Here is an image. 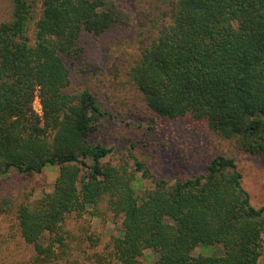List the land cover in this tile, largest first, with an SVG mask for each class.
<instances>
[{"label": "trees", "instance_id": "trees-1", "mask_svg": "<svg viewBox=\"0 0 264 264\" xmlns=\"http://www.w3.org/2000/svg\"><path fill=\"white\" fill-rule=\"evenodd\" d=\"M11 2V19L0 24V176L59 168L53 191L17 212L21 238L34 252L31 264L56 259L66 218L102 201L120 221L109 252L115 264H139L147 250L158 264H260L264 207L251 204L233 158L216 156L205 174L159 181L141 194L134 184L136 174L149 178L144 165L135 161L131 172L102 163L113 149L90 138L112 115L92 91L67 92L62 56L82 53V32L98 35L122 23L115 1ZM143 28L128 75L146 108L263 155L264 0H172ZM36 96L41 116L32 107ZM198 247L221 253L195 257Z\"/></svg>", "mask_w": 264, "mask_h": 264}, {"label": "rangeland", "instance_id": "rangeland-1", "mask_svg": "<svg viewBox=\"0 0 264 264\" xmlns=\"http://www.w3.org/2000/svg\"><path fill=\"white\" fill-rule=\"evenodd\" d=\"M114 1L122 23L98 35L82 32V53L78 57L62 56L70 76L67 92L92 91L112 115L101 121L90 138L93 144L113 149V155L102 163L127 165L131 172L135 161L144 165L149 178L136 174L134 184L141 194L159 181L174 183L205 174L206 165L216 156L231 157L243 175L242 185L251 204L264 207V154L250 155L235 141L219 138L207 127L187 119L163 120L155 116L129 79L146 35L143 26L169 9L172 0ZM11 14V0H0V24L8 22ZM32 107L42 115L37 96ZM58 173L57 166H46L41 173L30 176L15 169L0 176V264H31L34 252L21 238L17 212L22 204L34 208L51 193ZM118 228L120 221L108 212L105 201L96 210L70 215L61 225L65 247L49 264H115L109 252L120 236ZM262 239L260 264H264V233ZM49 240L46 236L44 243ZM220 253V248L198 247L193 256ZM139 264H158L156 254L144 251Z\"/></svg>", "mask_w": 264, "mask_h": 264}]
</instances>
